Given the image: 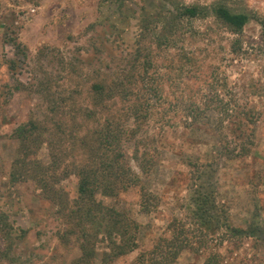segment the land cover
Returning <instances> with one entry per match:
<instances>
[{
	"label": "rangeland",
	"instance_id": "374dc122",
	"mask_svg": "<svg viewBox=\"0 0 264 264\" xmlns=\"http://www.w3.org/2000/svg\"><path fill=\"white\" fill-rule=\"evenodd\" d=\"M216 5L246 13L252 20L240 34L212 15L180 20L174 44L154 53L155 62L164 72L171 60L187 69L178 56L181 50L199 58L194 72L181 76L178 90L201 102L217 95L231 111L255 113V122L245 130V144L253 142L251 153L242 161L220 158V142L213 134L222 119L219 112H208L200 130H186L181 118L173 126H161L157 120L141 126L133 143L139 158L147 156L148 171L136 160L134 144H125L127 159L141 179L139 187L121 190L116 198L96 194L106 211L114 208L127 216L126 240H131V247L137 245L133 252L116 258L112 241L122 244L123 238L114 231L110 218L101 213L100 219L83 220L81 225L77 218H70L78 197L76 176L61 182L70 203L66 209L59 206L63 205L57 201L60 185L53 181L62 176L65 164L58 175L51 167L64 156V147L69 148L63 158L66 164L72 160L83 164L87 154L79 144L72 148L68 137L63 147L57 123L64 118L51 110L61 106L59 99L69 96H74L69 110L78 104L92 105V84L125 65L120 60L136 49L147 21L163 35L170 12L185 6L211 10ZM261 21L264 0H0V264H138L140 256L149 254L162 238L174 236L169 226L175 220L183 225L195 249L184 250L175 264H205L211 254L216 255V264H264ZM149 45V41L144 44ZM163 88L168 91L167 86ZM31 121L41 124V137L23 149L17 130ZM72 126H66L68 133L74 131ZM130 126H134L132 121ZM229 130V141L243 140L239 132ZM87 132H80V140ZM208 164L218 169L208 173L212 180L206 176L216 189L217 211L228 225L247 231L258 228L257 238H234L214 224L204 237L207 243L196 246L201 227L194 219L193 197L199 184L198 167Z\"/></svg>",
	"mask_w": 264,
	"mask_h": 264
},
{
	"label": "trees",
	"instance_id": "16d2710c",
	"mask_svg": "<svg viewBox=\"0 0 264 264\" xmlns=\"http://www.w3.org/2000/svg\"><path fill=\"white\" fill-rule=\"evenodd\" d=\"M170 15L166 28L164 26L166 32L163 35L158 33L159 31H155L153 24L147 21L139 34L136 49L121 58L120 61L122 63L125 61V65L120 64L117 71L112 74H104L105 76L100 81L97 80L92 84V105L85 107L78 104L73 108L74 110H69V103L72 104L71 102L74 100V96H69L59 99L61 106L53 107L51 110L52 114L64 118L57 123L59 125L57 134L63 136V147L68 141V137L72 148L79 144L87 154V160L83 164L73 160L66 164L63 158L69 155V148L64 149L66 148L64 147V156L60 157V162L56 167H51L56 168V175H58V169L62 167V164H65L62 176L60 178L54 176L57 181H53L54 184L60 185L56 191L59 198L57 201L63 205L59 206L66 209L70 203L69 195L61 187V182L70 176H76L79 180L78 197L74 201L76 208L71 210L70 218H77L78 223L83 220L91 222L97 218L100 219L101 213L103 217L110 218L109 222L112 223L114 231L117 230L120 238H123L122 244L112 241L115 245L116 258L133 252L137 245L133 243L131 247L129 246L131 240H126L127 216L114 208L111 212L108 209L106 211L102 203L97 201L96 194L101 192L106 197H115L121 190L139 187L141 179L127 159L125 144H134L133 141L137 139L142 130L141 126L149 125L155 120L159 121L161 126H173V123L181 118L186 130H200L199 124L204 121L208 112H219L222 119L216 125L213 134L220 142L222 151L220 158H227L228 162L245 160L249 157L251 146H253V142H249L251 146L245 144V130L255 122L253 121L255 113L244 110L243 112L231 111L230 105L220 100L221 98L217 95L213 99H204L205 101L201 102L196 99L195 95L188 96L178 90L182 84L179 82L182 79L181 76L184 72L193 73L199 58L181 50L178 56L184 63L186 62L187 69L181 67L183 64L173 65L174 62L171 60L169 66L162 72L160 69L162 65L156 64L154 56V53H161L160 50L163 49V46L170 47L174 44L172 38L176 37L177 29L181 30L180 20L193 21L212 15L234 34H240L251 22L252 17L246 13L233 12L225 5H216L211 10L199 6H185L170 12ZM261 25L264 29V21H261ZM147 41H149L150 47L144 46ZM154 43L155 45H153ZM164 86L168 87L167 92H165ZM45 89L48 90V87ZM218 102L219 106H217ZM68 115L70 116L66 118ZM234 117H236L235 120L227 122ZM131 121L134 123L133 128L130 126ZM90 124H92V128L88 130ZM69 125H73L74 128V131L70 133L66 128ZM229 129L239 132L238 138L242 136L243 140L240 143L229 141L227 139L231 136ZM46 130L48 132L49 127ZM85 130L88 132L85 138L80 140L82 138L80 132ZM41 131V124L36 121L21 126L17 133L23 149L35 145L37 138L41 137ZM141 143L142 141H140ZM232 143H235V146ZM134 146L136 147V160L140 161L143 171H148L146 165L149 161L145 163L146 165L144 164L147 156L139 158L138 147L135 144ZM40 167L41 165L36 169L40 170ZM217 170V167L214 168L210 164L200 169L198 167L199 184L193 197L194 219L196 224L201 227L200 235L197 237L196 246L198 247H203L207 243L204 241V237L208 236V232H210V228H214L212 227L214 224L217 228H224V231L234 238L251 239L252 237L257 238L259 235L258 228L247 231L228 225V221L217 211L216 189L212 187L213 181L211 186L209 180H212V176L208 174L210 171L217 173ZM206 176H209V180ZM44 181L48 182L49 188L53 187L48 179ZM211 187L212 190H210ZM142 194L143 196L148 195L144 188ZM177 222L175 220L169 226L174 236L162 238L149 254L140 256L138 264H175L184 250H195L194 243L186 236L183 225L177 224ZM71 230L75 229L71 228ZM70 232L75 234L73 231ZM87 235L88 233L85 231L83 237L85 238ZM223 236L226 237V235ZM215 256L211 254L205 264H216L218 259L216 260Z\"/></svg>",
	"mask_w": 264,
	"mask_h": 264
}]
</instances>
